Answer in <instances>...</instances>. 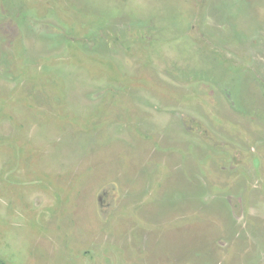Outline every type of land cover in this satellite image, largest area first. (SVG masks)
<instances>
[{
    "label": "rangeland",
    "instance_id": "rangeland-1",
    "mask_svg": "<svg viewBox=\"0 0 264 264\" xmlns=\"http://www.w3.org/2000/svg\"><path fill=\"white\" fill-rule=\"evenodd\" d=\"M0 264H264V0H0Z\"/></svg>",
    "mask_w": 264,
    "mask_h": 264
}]
</instances>
